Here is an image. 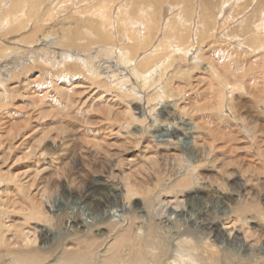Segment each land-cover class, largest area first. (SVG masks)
<instances>
[{"label":"rangeland","instance_id":"374dc122","mask_svg":"<svg viewBox=\"0 0 264 264\" xmlns=\"http://www.w3.org/2000/svg\"><path fill=\"white\" fill-rule=\"evenodd\" d=\"M9 1H18L19 3L21 1V5L19 8L14 7L13 10L9 13L11 7L8 8L5 6ZM20 1L0 0V46L3 47V49H6V51L4 50V53L11 52L10 55L14 56L15 58L18 57V55L15 54L17 51L14 52L15 49H22L26 51L28 49V52H30L36 48H40V50L44 51L40 52L44 54V56L51 50H54V48H57L54 47L55 45L60 46V48L64 49L67 48L77 50L80 48V44L77 43V41L79 42V38L82 37V34L89 33L90 35H92L93 31L91 30H93V24H95V21L96 24L105 22L104 24H106V28H102V33L110 34V38H105L103 43L102 41H92L91 43H88L87 39L84 38L81 43L87 48L94 46V49H97L98 45H102V48H104L105 45H108L109 49H113L115 47L116 52L113 50L111 51L110 55L114 58H117L119 61L123 60L122 56L125 52L131 50L128 41H130L131 39H136V37L151 38L148 41L150 45L145 49H150L156 43V40L158 42L157 44H159L162 40L164 41V38H166V41H162L163 46L166 49L162 53L164 59L165 55H170L172 53L168 49V47H171L172 45H168V42H174L173 46L177 45V42H179V35H182L181 38H184L185 36V38L193 39L192 42L194 43L195 47H192L193 54H189V59L186 62V65L179 61V53L175 54V58L169 61L174 65L172 68H169V75L172 76L175 71H180V74L176 75V80L178 81L180 86L188 88L186 89L187 92L183 95L167 97L168 99H170L169 102L171 104H176L175 106L178 108V112L180 115L167 116L165 118H160L161 122L158 121L157 123H150V134L148 137L151 136V140H154L155 142L160 144L158 148L154 147L152 149H150L149 145L145 142V136L140 135V133H138L135 128H127L125 122L121 120L122 118H120V116L118 117V112L120 110L119 108H121L123 105L119 102L121 101L120 98H124L123 95L125 94L127 87L128 89L130 88L129 83L127 84V78L129 77H126L123 80H115V78L117 77L109 75L108 79L103 78L102 87H100L97 84V81L90 80V74L86 73V70L79 65L69 62L62 66L55 64L56 67H51L49 66L51 65V63L46 64V62H44L45 59H50L46 56L43 57L45 59L40 58L42 60L39 59V62L37 63L25 61L24 66H27L28 68L25 69L23 68L24 66H22V68H18L14 71L12 70V74L9 77H5L2 74L1 69L3 68V66H0V74L3 76V78H0V81H5V85H2V87H0V94H2L0 95V163L2 162L1 160H3L2 155H4L5 152L7 153L5 155H7L9 158L11 157L10 160L7 161L8 163L6 167L5 163L3 164L4 168H1L2 171L7 172L9 170L7 167H11L12 170L10 171L12 173L16 171L17 173H20V175H23L25 170H32L36 167L38 169L37 173H44L45 171L44 174L42 173V177H37V179L39 180H37L38 182L35 184V186L37 187V190H35V192L39 191L41 193V191L39 190L40 188L58 183V187L56 188L54 193V204L56 206L55 210H59V212L57 213V215H60L59 223H62L64 221V225H66L69 217L73 218V216L77 219L81 218L79 220H81L82 222L84 221L85 223H91L99 219L98 215L92 213L93 211L87 204H85L86 202H84L83 200H80L76 197H66L63 191L64 186L70 188L75 186L81 187V183H83V179L86 177L85 175H90L88 177L96 175L98 176L96 177L97 179H102L104 173L99 172H101L102 167L106 163L105 160L108 159V157L110 161L108 163L109 168H111L112 171L114 170L113 167L116 168L113 171L114 174L112 172H110L111 174H108L112 176H108L111 182L118 183L122 179L120 177H123L122 172L129 170L127 168H130L133 171H138L145 164V159L149 158V156H152V158L157 156V158L154 159V165L157 168H159L160 166H163V168H152L155 169L154 172L157 174L161 172L164 174L167 173L164 176L162 174L165 182V178L166 180L169 178L171 172L175 169V167L173 166L177 164L175 158V147H170L169 145H165V143H176V148H179L180 152L184 154V163H186L185 165L188 167L190 166V164H194L198 160V157H196L195 154L193 155L192 149L199 148L197 147L199 145H196L194 142L195 140L201 141L199 139L202 136L204 139H202L201 144H204L203 141L206 140L207 142L205 143L207 144L208 148L206 149V153L204 154L206 158L202 157L201 159L200 157V160H202V162L208 160L207 167H210L208 168V177L219 174L220 178H223L224 183L226 182L229 185V187H227L229 193H237V191L239 192V186L236 185L241 184H244L246 188L248 187L247 191H249V193L253 191L251 192V194H254L256 189V192L259 196L257 207L262 205L263 208L262 206H260L258 209H253V211H245L243 213L244 218H242V220L238 222L236 221L235 217H228L223 214L226 209H222L223 205L219 203L220 200L217 198V195L213 196L214 199L212 201L211 197H209L208 199L210 202H205L206 199L186 201L187 199H185V197H182L180 200L185 199L184 203L186 204V210L190 215H188L187 218L193 217V219L200 220L203 214L207 212L209 219L206 218V220H208L209 222L208 225L213 222L212 220H216L218 218L227 219V222L221 221L220 228L221 226H224L223 228H229L230 231H232L231 241L233 240L234 242H223V240L221 241V239L220 241L222 242V245L224 244L223 246H226L228 248L227 253H230L229 256H232L233 258L231 261L237 262L238 264H254V262L255 264L263 263L264 256L260 255V253L257 252L256 248L249 249L248 246H256L257 244H255L254 240L259 239L261 243L264 240V232H260V228H258L255 223H252L253 220H256V222L260 224H262L263 222L262 225L264 226V218L262 217L264 216V0H76L77 2L75 0H44L43 4L39 3V13L36 15L31 14L29 17L24 18L26 19L24 22H20L21 16L23 15L22 13H24V10H27L26 7H28L32 3V0ZM50 2L57 3L54 4V6L50 9ZM68 4L69 6H67ZM177 8L180 9L179 12L177 11ZM196 8H198V10ZM158 9L161 10V12ZM150 10L152 12H150ZM165 10H169L167 17L170 16L169 18H166L167 21L165 22L167 23H165L163 19ZM112 11L114 13H119L114 14L112 13ZM77 13L79 14L76 15ZM153 14L155 15L153 16ZM161 14H163L162 17ZM221 15L224 17H222ZM225 16L228 18H226ZM140 18L142 20H139ZM144 18L147 19L144 20ZM177 19L178 22H182L178 24ZM179 19H181V21ZM149 20L151 21L149 22ZM162 21L163 24L161 23ZM128 22H130V24ZM125 23L128 24L126 25ZM150 23L152 24V26ZM143 24L144 27L142 29L140 28V26L142 27ZM221 25L224 26L222 27ZM7 26L11 27L7 28ZM128 26L130 28H128ZM148 26L150 27L148 28ZM112 27L114 30H112ZM130 29H132L134 32ZM224 29L226 31L222 33ZM8 30L9 32H6ZM76 31H78L79 33ZM142 31L144 33H142ZM160 31L163 32L161 33ZM69 32H72L73 34ZM131 32L136 36L130 34ZM219 33H222L223 35H219ZM220 36L221 38H219ZM68 37L71 38V43H73L75 46L73 44L71 46L69 45L70 42L68 41ZM62 38L65 39L63 40ZM24 39L26 40L25 42H23ZM4 40H6L5 42L7 45L10 43L11 46H6V44L4 45V43H2ZM27 41H29L30 43ZM135 41L136 40H132L131 42ZM184 41H188V39ZM196 41H198V43ZM56 42L59 43L56 44ZM237 42L239 43V47L235 45ZM13 43L16 44L14 45ZM145 44H147V42L144 43L142 47L145 46ZM28 45H31L33 47H29ZM76 45H78L77 49H75ZM234 47L236 49H234ZM102 51L104 52V50ZM143 51L144 50H141L142 53ZM12 52L14 53V55ZM131 52L132 53L130 54V57L133 60L135 56H137L135 58L137 60L138 55L141 53L139 52V54H137L136 52L138 51L133 53L132 50ZM229 53L232 54V57L237 62V64H243L242 70L240 72H237L235 76H221L223 80L221 86H223L224 88V83L227 82L225 84L228 86V88H232L233 101L231 102V106L234 108V112L229 111L228 106H225V108L220 109L221 111H215L220 115L219 121L215 119L214 121L211 120L210 122H207V120L205 121L204 118L209 119V115L214 112L213 109H210V107L214 106L212 103L214 101V97L210 93L211 88L208 89V86L205 83H201L200 85L198 80L203 79L200 78L202 76H208L206 74V70L214 63V65L217 67V70H220L219 73L224 72L223 68L220 66H222L221 64L224 62V57H227V54ZM216 55L219 58H217ZM199 58H201L203 62ZM164 59H157L156 63ZM50 60H53V58H51ZM134 61L132 62L134 63ZM103 62L105 63V60ZM133 63L127 65L131 66L133 65ZM44 64L47 66H45ZM188 66L192 67L190 71H188ZM174 67L175 70H173ZM21 69L23 70L21 71ZM38 75L40 76L37 77ZM224 78L226 80H224ZM122 85L126 86V88L124 86L122 87ZM165 86L166 88H168V90L174 93H178V89L175 88L172 82H166ZM190 86H193L194 89L190 88ZM195 86H198V88H196ZM63 87L64 89H62ZM68 89L69 93L67 91ZM164 92L169 96L166 91ZM4 93H7L6 96L8 97V99L5 101H3ZM40 94H42V98L40 97ZM211 98H213V100H211ZM197 100L199 101L197 102ZM59 104L63 106H60ZM186 104H188L187 107ZM196 104L198 106L194 107ZM111 105H113L114 109L113 107H111ZM116 105H118V108ZM182 107L186 109V115L184 114ZM241 107L242 110L240 109ZM110 109L112 110L110 111ZM110 112L112 113L110 114ZM234 115L238 118V120H235ZM240 115L244 117L245 123L239 119V117H241ZM197 121H199V123H196ZM236 121L239 122V126H242L240 130L236 128L238 126ZM204 123H206L205 127H203ZM169 125L173 126L174 130L178 132L175 136H173L168 131L170 129ZM118 126H123V128H118ZM252 134L254 136H252ZM41 135H43V137ZM127 140H131L132 143L122 148L118 147V145L122 144L121 142L125 143ZM77 143L82 144V147H76ZM162 144L164 145L162 146ZM30 146L33 147V150L30 149ZM86 146H88L90 150ZM98 146L101 147L100 151L97 150V148L99 149ZM8 148L10 149V151ZM19 148L21 149L19 150ZM81 148L82 151H78ZM125 148H128L129 153L127 160L131 161L133 159L131 163L119 162V159L122 155L120 153H118L117 155L116 152ZM145 149L147 150L145 151ZM29 151H31L30 154L32 153V151H35L33 153L36 154L32 153L31 156L29 155L28 160L23 161V163H16V160L19 159L18 157H23L24 153H29ZM157 151H162V155L161 153H157ZM9 152H11V156ZM112 153L114 154V157L111 155ZM151 153L153 154L151 155ZM145 154L148 155L145 157ZM170 155H172L174 158H172V156ZM213 160H215V162H212ZM19 163L22 164L20 165ZM124 163L125 165H123ZM127 164H129V167ZM166 164L168 165V167ZM1 165L2 164H0V167H3ZM48 165H51L50 167L53 169H51ZM130 166H132V168ZM44 167L46 169H44ZM47 167H49V169H47ZM121 167L124 171L121 170ZM91 168L93 169L91 170ZM86 170L94 172L88 173ZM166 170H170V172ZM21 171H23L22 174ZM118 172H120L122 175H120V173ZM54 175L55 180H53ZM148 177H150L151 180L149 187L155 195L154 198H157L153 206V210L155 211V213L153 211L152 215L157 216L160 212H163L162 214H164L166 211L167 213L171 212L173 205L175 206V202H177V200L175 199V195L170 194L168 188L166 190L167 192L165 191V193H163L161 191L162 184L156 185V177L153 176L154 179L152 176L148 175ZM41 178L45 179L42 180ZM119 178L120 180H118ZM29 179L30 178H27L25 181ZM46 179L49 182L45 181ZM56 179L58 180L57 182H55ZM80 180L82 181L80 182ZM41 181H44V183H42ZM211 184L214 186L216 184L219 185V183H214V181L213 183L211 182ZM215 188L216 187H214V189ZM96 189L100 190L101 186H96ZM177 190L179 191V189ZM187 190L188 189H186L185 191ZM241 194L246 196V200L248 192H241ZM41 195L42 202L44 203L45 201H47L45 199L46 197L42 193ZM246 203L247 204L245 205H249L250 202L246 201ZM113 206L109 207L110 209L107 208L108 212L114 213L112 214L115 216H112L113 220H118L119 217L117 218V216L123 214L122 208L120 207V205ZM155 209L158 211H156ZM251 213L252 215L249 216L248 214ZM224 215L227 218L224 217ZM66 216H68V219L66 218ZM145 219L146 218H144L143 220ZM246 219L249 220V223L248 221H245ZM183 222L185 221L182 220L178 222V225H180L179 227L184 226L183 228H180L183 229V232H187L193 229H189L188 225H184ZM241 222L245 224L240 225L239 223ZM223 223L225 225H223ZM246 224L249 226H246ZM208 225H204L201 228L198 227L194 230V233H198L199 230V233L197 234L199 235V237L204 233L203 235H209L208 239L210 241L217 239L216 231H214L215 234H212L210 233L211 231L208 232L209 230L206 229ZM58 227H60V225ZM235 227H237V229ZM262 229L264 230V227H262ZM160 232L163 233L162 231ZM239 232L242 233H240L239 235ZM242 238L243 241L241 240ZM241 252L243 253V255ZM238 254H240L241 256Z\"/></svg>","mask_w":264,"mask_h":264},{"label":"bare ground","instance_id":"6f19581e","mask_svg":"<svg viewBox=\"0 0 264 264\" xmlns=\"http://www.w3.org/2000/svg\"><path fill=\"white\" fill-rule=\"evenodd\" d=\"M43 1L44 0H32V3L28 7H26L27 10H24V13H22L23 14L22 16L20 15L21 16L20 22H24L26 20L24 18L29 17L31 14H34V15L38 14L40 11L39 3L43 4ZM92 1H94V0H92ZM230 2H232V1H230ZM56 3L57 2H54V3L50 2L49 4H51V5H49V8L51 9L54 6V4H56ZM71 3H73V2H71ZM92 3H94V2H92ZM69 4L67 6H69ZM150 4H153V3H150ZM20 5H21V1H20V3L18 1H9L5 6L8 8L11 7V9L9 11V13H10L14 7L19 8ZM229 5H231V4H229ZM103 6H104V4H103ZM234 8H236V7H234ZM62 9H61V11H62ZM174 9H176V8H174ZM196 9L198 10V8H196ZM73 10H74V8H73ZM179 10L180 9L177 8L178 12H179ZM42 11H43V9H42ZM101 11H103V10H101ZM113 11H112V13H114ZM159 11L161 12V10H159ZM78 12H80V11H78ZM150 12H152V11L150 10ZM168 12H169V10H165V12H164V18H163L164 22L167 21L166 18L170 17V16L167 17ZM116 13H119V12H115L114 14H116ZM207 13H210V12H207ZM222 13H225V12H222ZM78 14L79 13H77L76 15H78ZM172 14H174V13H172ZM154 15L155 14H153V16ZM162 15L163 14H161V17H162ZM156 16H158V15H156ZM221 16H219V17H221ZM195 17H196V14H195ZM222 17H224V16H222ZM81 18H82V16H81ZM226 18H228V17H226ZM146 19L144 18V20H146ZM208 19H210V18H208ZM139 20H142V19L140 18ZM179 20L181 21V19H179ZM195 20H196V18H195ZM150 21L151 20H149V22ZM177 22H178V19H177ZM181 22H178V24ZM104 23L105 22H103L101 24H96V21H95V24H93V30H91V31H93L92 35H90L89 33L82 34V37L79 38L80 39L79 42L77 41V43L80 44V48L77 49L78 45H76V47H75V49H77V50H74V49L72 50V49H67V48L64 49V48H60V46L55 45L54 47H57V48H54V50H51L50 52H48L45 55L47 58L48 57L50 59L53 58V60L43 58L45 56H44V54L40 53L42 51V50H40V48H36L30 52H28L29 51L28 49H27V51L22 50V49H19V50L15 49L14 52L17 51L15 54L18 55V57L15 58L14 56L10 55L11 52L4 53V50L6 51V49H3V47L0 46V66H3V68L1 69V72L5 77L6 76L9 77L12 74V70L14 71L18 68H22V66H24L25 61L37 63V62H39L40 58H43V59H45L44 62H46V64L51 63V65H49L51 67H56V65L62 66V65L67 64L69 62H72L74 64L79 65L80 67H82L83 69L86 70V73L90 74V76H91L90 80L97 81L98 82L97 84L100 87H102L103 78L108 79L109 75H112L113 77H117V78H115V80L116 79H122L123 80L126 77H129V78H127L128 79L127 84L129 83L130 88L128 89V87H127V90H126L125 94L123 95L124 98H120L121 101H119V102L123 105L121 108H119L120 110L118 109L119 110L118 117L120 116V118H122L121 120L125 122L127 128H135V130L138 133H140V135L145 136L144 140L149 145L150 149H152L154 147L158 148V146H160V144H158L154 140H151L150 139L151 136L148 137L150 134V129H149V127L151 126L150 123L153 124V123H157L158 121L161 122L160 118H165L167 116L180 115L178 112V108L175 106L176 104L175 103L171 104L169 102L170 99H168L167 97H171V96L174 97L175 95H183L184 93L187 92L186 89L188 88V87L180 86V84L176 80V75L180 74V71H175L172 74V76L169 75V73H170L169 68H172L174 66L169 61L171 59L175 58V54L179 53L180 54L178 57L179 61L186 65L187 64L186 62L189 59V54H193V52H192L193 48L192 47H195L194 43L192 42L193 39L185 38V36H184V38H181L182 35H179V42H177V45H175V46H173L174 42L170 43V41H169L168 45L170 44L172 46L168 47V49L172 53L170 55H165V59H164L162 56V53L166 49L163 46V42L166 41V38H164V41L162 40L163 42L161 41L159 44H157L158 42L156 40V43L150 49H145L150 45L148 43V41L151 38L138 37V38H140V39H138L136 37V39H131L130 41H128V44L130 45V49L133 51V53L138 51V52H136L137 54H139V52H141V50H144L143 53L141 52L138 55L137 60L135 59L137 56H135L134 60H136V61H134L130 57V54L132 53L130 50V51L125 52L123 54V56L121 55L123 60L119 61L117 58H114L110 55L111 51L114 50L116 52L115 47L113 49L112 48L109 49L108 45H105L104 48H102V45H98L97 46L98 48L94 49V46L87 48L86 46H84L81 43V41L84 38L87 39L88 43H91L92 41H102V43H103L105 38H110V36H111L110 34L102 33L103 32L102 28H106V24H104ZM128 23L130 24V22H128ZM161 23L163 24V21ZM165 23H167V22H165ZM131 25H133V24H131ZM262 25H263V23H262ZM47 26H49V25H47ZM151 26H152V24H151ZM162 26H164V25H162ZM4 27H5V24H4ZM10 27L11 26H7V28H10ZM143 27H144V24L142 25V27L140 26V28H142V29H143ZM149 27L150 26H148V28ZM193 27H194V25H193ZM109 28H111V27H109ZM125 28H126V26H125ZM125 28H124V30H125ZM128 28H130V27L128 26ZM225 29H227V28H225ZM225 29L222 33H224L226 31ZM112 30H114L113 27H112ZM130 30H132V29H130ZM6 32H9V30ZM76 32H78V31H76ZM69 33H72V32H69ZM142 33H144V32L142 31ZM216 33H217V31H216ZM222 33H219V35H221ZM130 34H132V32ZM80 35H81V33H80ZM127 36H129V35H127ZM137 36H138V33H137ZM42 38H44V37H42ZM71 38H72V36H71ZM71 38L68 37V41L70 42V44L69 43L68 44L70 46L73 44V43H71L72 42ZM219 38H221V36ZM44 39H46V38H44ZM186 39H188V41H184ZM132 40H136V41L131 42ZM5 41L6 40H4L2 42V43H4V45L6 44ZM25 41L26 40L24 39L23 42H25ZM39 41H41V40H39ZM27 42H29V41H27ZM146 42H147V44H145V46L142 47V45ZM196 42L198 43V41H196ZM57 43H59V42H56V44ZM13 44L15 45L16 43H13ZM240 44H242V43H240ZM211 45H212V43H211ZM235 45L239 47L238 42ZM6 46H11V44L10 43L8 45L6 44ZM23 47H24V45H23ZM31 47H33V46H31ZM44 47H46V46H44ZM66 47H68V46H66ZM240 48H241V46H240ZM234 49H236V48L234 47ZM102 50H104V52ZM42 52H44V51H42ZM225 54H226V52H225ZM13 55H14V53H13ZM200 55H197V56H200ZM227 55H228L227 56L228 59H227V57H224V60H223L224 62L221 64L222 66H220V64H219V66L223 68L224 72L219 73L220 70H217V67L214 65L215 64L214 63L213 65L209 66V68H207V70H206L207 71L206 74L208 76L207 77L202 76L200 78H203V79L198 80L200 85H201V83H205L208 86V89L211 88L210 93L214 97V101L212 102L214 106L210 107V109H213L214 112L209 115V119L204 118V120L205 121L207 120V122H210L211 120L214 121L215 119H217V121H219L220 115L215 111L216 110L218 111L221 108H225V106H228L229 111L234 112V108L231 106V102L233 101L232 88L231 87L228 88V86L225 84L227 82L224 83V88H223V86H221V83L223 82L221 76H223V77L235 76V74L237 72H240L242 70L243 64H237V62L232 57V54L229 53ZM117 56H119V55H117ZM216 57L219 58L217 55H216ZM194 58H196V57H194ZM157 59H164V60H160L156 63ZM199 59H201V58H199ZM40 60H42V59H40ZM104 60H105V63L103 62ZM130 61H131V63H130ZM132 61H134V63ZM196 61H198V60H196ZM202 62H203V60H202ZM132 63L135 66L127 65V64H132ZM45 66H47V65H45ZM23 68L27 69L28 67L24 66ZM188 68H189L188 71H190L192 69V67H189V66H188ZM183 69H185V68H183ZM22 70L23 69H21V71ZM173 70H175V67ZM1 76L2 75L0 74V78H3V76L2 77ZM39 76L40 75H38L37 77H39ZM8 80H9V78H8ZM8 80H6V81H8ZM35 80H37V79H35ZM224 80H226V79L224 78ZM130 81H131V83H130ZM168 81L172 82L174 84L175 88L178 89V93H174V92L168 90V88H166L165 85H166V82H168ZM74 84H75V82H74ZM80 84H81V82H80ZM2 85H5L4 80L0 81V87H2ZM123 86L124 85H122V87ZM75 87H76V85H75ZM124 87L126 88V86H124ZM195 87L198 88V86H195ZM4 88H6V87H4ZM85 88H87V87H85ZM190 88L194 89L193 86H190ZM62 89H64V87ZM58 90H60V89H58ZM67 91L69 93V89ZM164 91H166L169 94V96ZM6 94L7 93L3 94L4 95L3 101L8 99ZM0 95H2V94H0ZM41 95L42 94H40V97H41ZM69 98H73V97H69ZM211 100H213V98H211ZM108 101H110V100H108ZM198 101L199 100H197V102ZM228 102H229V104H228ZM112 103H113V100H112ZM214 103H216V104H214ZM113 105H115V104H113ZM113 105H111V107H113ZM237 105H238V103H237ZM60 106H63V105H60ZM64 106H66V105H64ZM106 106H109V105H106ZM116 106L118 108V105H116ZM187 106H188V104H186V107ZM196 106H198V105L196 104L194 107H196ZM203 106H206V105H203ZM119 107H120V105H119ZM194 107H192V108H194ZM242 107L240 108L241 110H242ZM66 108H69V107H66ZM113 109H114V107H113ZM111 110L112 109H110V111ZM68 111H65V112H68ZM183 111H184V114L186 115L187 111L185 108H183ZM112 112H110V114ZM223 113H224V111H223ZM239 113H241V112H239ZM78 115H80V114H78ZM240 116L241 117H239V119L245 123L244 117L242 115H240ZM81 117H83V116H81ZM234 117H235V120H238V118L235 115H234ZM77 118H79V117H77ZM231 120H233V119H231ZM200 122H201V119H200ZM236 122L238 125L236 128L240 130L242 126H239L238 121H236ZM196 123H199V121H197ZM206 123H204L203 127H205ZM230 124H231V122H230ZM118 128H123V126H118ZM244 130H246V129H244ZM168 131L173 136H175L178 133L176 130H174L173 126H170V129ZM41 136L43 137V135H41ZM252 136H254V135L252 134ZM42 137H40V138H42ZM202 139H204V138L201 136V138L199 139L201 141L195 140L194 143L196 145L198 144L199 146H197V147H199V148H193L192 153H193V155L195 154V156L198 157V160L194 164H190V166H188V167L185 165L186 163H184L185 162V158H184L185 156L183 153L180 152L179 148H176L177 147L176 143H174V142H173L174 144L171 142L165 143V145H169L170 147H175V155H176L175 158H176V163H177V164H175V166H173V167H175V169L171 172V175L169 176V178L167 180L165 178V182H164V177H162V174L164 176L167 173L164 174L161 172V173L157 174L154 172L155 169L152 168V167H154V168L156 167L154 165V159L157 158V156H155V155H153V156H155L154 158H152V156H149V158H146L145 159L146 162L144 161L145 164L143 163L144 165L142 164L143 166L138 171H133L130 168H127L129 170L122 172L123 177L119 176L122 179L120 180V178H119L118 180H120V181L118 183L111 182L109 180V177H108L111 175H108V174L110 172L113 173V171L116 168L113 167L114 168L113 171L111 170V168H109L108 163L110 161H109V157H108V159L105 160L106 163L102 167L101 172H99V173H104V175L102 176V179H97L96 177H98V176H96V175L88 177L90 175L82 174V175H85L86 177L84 179L81 177L83 179V183H81L82 185L79 183L81 185V187L80 186L79 187L75 186L72 188L65 187V186L63 187V191H64V194L66 197H76V198H79L80 200H83L84 202H86L85 204H87L89 206V208L93 211L92 213L98 215L99 219H97L91 223L90 222L85 223L84 221L82 222L81 220H79L81 218L77 219L71 214L73 216V218L69 217V219H68L67 218L68 216H66V218L68 219L67 222L65 221L66 225H64V221L62 223H59L60 222V215H57L59 210H55L56 206L54 204V195H55L54 193H55L56 188L58 187V183H55L54 185H49L50 187L45 186L44 188L39 189L41 191V193L45 195V197H46L45 199L47 200L43 203L42 199H41L42 198L41 193L39 191L35 192V190H37V187L35 186V184L38 182L37 180H39V179H37V177L41 176L43 172L37 173L38 169L36 166H35L36 168H33L32 170H30V169L25 170L23 175H20V173H17L16 171L14 173H12L10 171V170H12L11 167H7L9 169L8 171H10V172L2 171L1 168H4L3 164L5 163V167H6V165L8 163L7 161H9L11 158V157L9 158L7 155H5V154H7L6 152H5V154L3 153L4 154V155H2L3 160H1L2 162L0 163V164H2L1 166H3V167H0V264H238L237 262L231 261L233 258H232V256L231 257L229 256L230 253H227L228 248L226 246H223L224 244L222 245V242H221L222 240H223V242L231 241L232 231H230L229 228H223L224 226H221V228H220L221 221L227 222V219L218 218L216 220H212L213 222L210 223V225H208L209 222H208V220H206V218L209 219L208 213L205 211H204L205 213L203 214L202 218H200V220L193 219V217L187 218L189 214H188V211L186 210V204L184 203V200L187 199L186 201H191V200L194 201V200L206 199L205 202L206 201L208 202L209 197H211V201H212L214 199L213 196L217 195V198L220 200L219 203L221 205H223L222 209H226L225 212H223V214H225L228 217H235L236 221H238V222H240L242 220V218H244L243 213L245 211H250V210L253 211V209H258L262 205L257 207V204L259 201V196H258V193L256 192V189H255L254 194L253 193L251 194V192H253V191L250 190L251 192L249 193V191H247L248 187L246 188V186L244 184H241V185H236V186H239V192L237 191V193H229L228 189H227V187H229V185L226 182L224 183L223 178H220L219 174L208 177V175H209V172H208L209 169L208 168H210V167H207L208 160L203 161V162H202V160H200V157H201V159H202V157L206 158L204 154L206 153V149L208 148L207 144L205 143V142H207L206 140L203 141L204 144H201ZM40 141H42V140H40ZM53 143H55V142H53ZM95 143H99V142H95ZM121 143L122 144H120V145H122V146L118 145V147H120V148L125 147L126 145H130L132 143V141L127 140L125 143H123V142H121ZM57 145H59V144H57ZM141 145H142V142H141ZM163 145L164 144H162V146ZM9 147H11V146H9ZM30 147H31L30 149L33 150V147L32 146H30ZM58 147H60V146H58ZM76 147H82V144L77 143ZM86 147H88V146H86ZM20 149L21 148H19V150ZM100 149H101V147H99V149L97 148V150H99V151H100ZM37 150H38V148H37ZM37 150H36V153H37ZM89 150H90V148H89ZM97 150H96V152H97ZM146 150L147 149H145V151ZM162 150H164V149H162ZM9 151H10V149H9ZM78 151H82V148ZM173 151H174V149H173ZM30 152L31 151H29V153H24L23 157H18L19 159L16 160L17 161L16 163H18V162L23 163V161H27L29 155L31 156V154L35 151H32L31 154H30ZM10 153L11 152H9V154ZM36 153H33V154H36ZM118 153H120L122 155V156L119 155V156H121V158L119 159L120 160L119 162H130L131 163V161L133 160V159L131 161L127 160L128 155H129L128 148H125L123 150H118V152H116V154L118 155ZM157 153H161V155H162L163 152L157 151ZM165 153H167V152H165ZM209 153H210V151H209ZM152 154L153 153H151V155ZM169 154H171V153H169ZM111 155L113 156L114 154L112 153ZM147 155L145 154L144 156L146 157ZM172 155H170V156H172ZM10 156H11V154H10ZM89 157H90V155H89ZM172 158H174V157L172 156ZM158 159H160V158H158ZM58 161H61V160H58ZM212 162H215V160H213ZM119 165H120V163H119ZM123 165H125V163ZM127 165L129 167V164H127ZM181 166H182V168H181ZM15 167H16V165H15ZM33 167H34V164H33ZM49 167H47V169H49ZM130 167L132 168V166H130ZM160 167L159 168L156 167V168L160 169ZM167 167H168V165H167ZM7 168H5V169H7ZM161 168H163V166ZM44 169H46V168L44 167ZM51 169H53V168H51ZM92 169L93 168H91V170ZM167 169H170V168H167ZM121 170H122V167H121ZM134 170H135V168H134ZM52 171H54V170H52ZM86 171L88 173L94 172V171H88V170H86ZM122 171H124V170H122ZM166 171L170 172V170H166ZM22 172L23 171H21V174H22ZM69 172H71V171H69ZM120 172H118V173H120ZM44 173H45V171H44ZM55 175H54V179L52 178L53 180H55ZM115 175H117V174H115ZM120 175H122V174L120 173ZM148 175L152 176V177L153 176L156 177V179H155L156 185H158V184L164 185V186L161 185V187H162L161 191L163 193H165V191L168 188L170 194L175 195V199L177 200V202H175V206L172 204L173 208H172L171 212L167 213V211H166L164 214H162L163 212L162 213L160 212V213H158L159 215H157V216L152 215V212L154 211L153 210V206L155 204L154 202L157 198L156 199L154 198L155 195L153 194L152 190L149 187L151 180H150V177H148ZM27 178H30V179L25 181ZM41 179L44 180L45 178L44 179L41 178ZM47 179L45 181H48ZM58 179H59V177H58ZM153 179H154V177H153ZM57 181L58 180L56 179L55 182H57ZM81 181L82 180H80V182ZM213 181H214V183L215 182L219 183V185L218 184H216L215 186L212 185L211 182L213 183ZM166 182H167V184H166ZM42 183H44V181ZM96 186H101V189L97 190ZM214 187H216V188L214 189ZM177 189H179V191ZM186 189H188V190L185 191ZM241 192H248V195L246 194L247 195L246 200H245L246 196L241 194ZM259 195H260V193H259ZM182 197H185V199L183 198L184 200H180ZM244 200H245V203H244ZM83 201H82V203H83ZM246 201L250 202L249 205H245V204H247ZM113 205H120V207L122 208L123 214L120 216L119 215L117 216V218L119 217L118 220L116 218H115L116 220H113V217H115V216L112 214H114V213L108 212L107 208H109ZM161 206H159V207H161ZM163 206H164V204H163ZM124 208H125V210H124ZM262 208H263V206H262ZM156 211H158V210H156ZM154 213H155V211H154ZM225 215H224V217H226ZM248 215L250 216V215H252V213L248 214ZM262 217L264 218V216H262ZM144 218H146V219L143 220ZM247 219H249V218H247ZM247 219L245 221H248V223H249V220H247ZM182 220L185 221V222H183L184 225L187 224L189 229H191V228H193V229L189 230L187 232H183L182 231L183 229H180V228H183L184 226L179 227L180 225H178V222L182 221ZM233 221H235V220H233ZM252 223H255L257 225V227L260 228V230H259L260 232H262V233L264 232V230L262 229V227H264L262 225L263 222H262V224H260V223L256 222V220H253ZM226 224H228V223H226ZM239 224L242 225L243 223L241 222ZM59 225H60V227H58ZM204 225H208L206 227V229L209 230L208 232L211 231L210 233L213 234L214 231H216L217 239L210 241L208 239L209 235H206V234L203 235L204 233L202 234V236L199 237V235H197L199 233V230H198V233H196V234L194 233L195 229H197L198 227L201 228ZM223 225H225V224L223 223ZM246 226H249V225L246 224ZM232 227H234V226H232ZM185 228H187V227H185ZM235 228L237 229V227H235ZM224 230H227V231H224ZM160 231H162L163 233H161ZM240 233H242V232H239V235H240ZM248 233H250V232H248ZM248 233H246V234H248ZM212 234H210V235H212ZM220 239H221V241H220ZM241 240L243 241V238ZM254 241H255V244H257V245L256 246L251 245V246H248V248L249 249L256 248L257 252H259L260 255L264 256V240L262 241V243L259 239L254 240ZM231 242H234V241L232 240ZM236 242H238V241H236ZM228 244H225V245H228ZM250 253H252V252H250ZM238 255H240V254H238ZM242 255H243V253H242ZM256 257H258V256H256ZM234 261H237V260H234ZM248 264H250V263H248ZM254 264H255V262H254ZM258 264H264V261H263V263H258Z\"/></svg>","mask_w":264,"mask_h":264}]
</instances>
